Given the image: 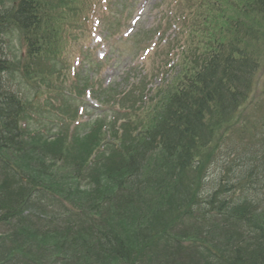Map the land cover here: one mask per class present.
I'll use <instances>...</instances> for the list:
<instances>
[{
  "label": "trees",
  "instance_id": "obj_1",
  "mask_svg": "<svg viewBox=\"0 0 264 264\" xmlns=\"http://www.w3.org/2000/svg\"><path fill=\"white\" fill-rule=\"evenodd\" d=\"M63 2L65 0H13L10 8L4 9L0 5V151H26L23 132L19 128V118L25 107L21 97L9 90L11 86L8 82V73L12 70L16 72L18 65L13 64L4 37L14 29L21 31L27 53L19 63L21 73L34 75L35 85L40 88V81L47 80L48 76L39 75L33 69L38 62L43 66L53 64L46 49L55 39L53 25L58 18L55 13L63 8L60 5ZM239 10L241 16L247 14L255 22L258 16L264 15V0H253L252 4L247 3ZM235 22L233 26L238 34L232 39L213 35L204 60L197 64L180 65L169 85L172 88L158 101L160 106H155L154 112V107L150 110L152 115L146 122L147 126L142 127L139 133H133L135 129L122 132L116 151H110V168L122 176L120 181L116 177L113 184L122 185L126 176L135 187L140 207H133L126 218L134 219L138 225L133 230L122 226V233L113 226L99 228L95 224V229L90 227L92 238L80 243L76 249L79 253L81 249L84 251L79 264H142L146 261L145 252L157 240L166 250L171 243L166 237L168 229L172 228L182 212H188L191 217L193 213H201L203 221L209 219L206 214H211L222 219L227 229L226 233L223 230L218 235L220 231L215 223L208 228L203 226L204 237L198 239L202 244L196 249L199 264H264V121L263 130L256 136L247 129V123L254 126L255 122L248 118L245 125L239 126L234 119L257 88L258 59L246 45L256 40L260 32L256 28L245 27L241 20ZM150 103V100L139 98L132 106L143 105L142 108L146 109L155 102ZM241 117L239 114L238 119ZM226 123H230L226 131L233 128L235 132L219 139L220 145L225 143V149L220 152L226 153L234 166L227 169L229 175L225 180L216 182L218 192L211 188L209 194L203 197L199 195L200 180L195 182L196 176L192 178L189 175L194 168L192 163L213 143L215 128L224 127ZM84 131L76 126L75 141L85 135ZM86 134H92L91 130ZM151 155H158L155 159H160L153 163L156 169L150 170L152 175L166 172L171 179L166 192L162 186L159 192L156 187L158 182L154 180L153 189L147 188L143 181L140 187L139 176L147 167ZM98 162L94 166L100 168L101 161ZM38 168L43 170L42 162ZM21 169L17 167L18 171L7 173L10 186L4 191L11 195L0 199V226L4 224L12 229V236L6 234L0 237L7 248L4 252L0 249V264H61V259L65 260V264H74L69 262L70 253L68 256L60 254L62 248H69L64 240L49 242L50 221L41 224L37 222L38 217L32 221L29 216L23 215L31 198H35L33 190L47 189L36 176L27 175L26 183L22 179L23 172H19ZM74 177L76 180L77 177ZM163 182L167 183V180L161 181V184ZM230 190L241 191L246 194L248 202L252 200L261 208L240 206L241 202H237L235 196L227 197ZM145 192L151 196L141 200L140 194ZM154 204V207H149ZM126 218L124 222L127 224L130 221ZM212 229L218 231L220 240L215 238L217 235L208 236ZM29 231L35 232V235L31 236ZM216 241L220 243L216 244ZM44 257L49 258L43 260ZM162 264L168 263L163 259Z\"/></svg>",
  "mask_w": 264,
  "mask_h": 264
},
{
  "label": "rangeland",
  "instance_id": "obj_2",
  "mask_svg": "<svg viewBox=\"0 0 264 264\" xmlns=\"http://www.w3.org/2000/svg\"><path fill=\"white\" fill-rule=\"evenodd\" d=\"M214 1L219 3L218 6H215V13L210 12L205 29L203 27L197 29L200 24L192 13L194 8L191 0H108L106 8L96 0L91 5L92 9L86 19L84 28H77L68 36L69 42L66 45L63 57L59 58L61 63H58V68L56 67L57 69H55L56 75L54 74V79L41 80L47 86L40 81V88L36 86L34 88L31 86L27 88L24 83L29 82L28 78H21V75H17L14 70L8 73L12 84L17 90H20L25 107L27 108L30 104H33L37 113L42 115L46 108V106H42L44 100L45 103L49 101L48 98H45L44 92L52 90L60 93L64 89L68 93L67 84L61 81L62 76L66 73V79L71 78L74 75L73 71L75 69L72 58L83 60L84 53H86L88 55V59L86 60L91 62L86 71H84L86 73V81L89 83V88L86 89H89L90 93H93L94 90L100 88L98 93L104 100V103L94 100L83 88V83L81 84V93L84 96L82 94L77 99L78 103L73 101L70 95L64 93L63 98L67 101L69 110L64 109L62 111V113L64 112L63 114L60 112L58 120L62 122L67 121V118L63 120V117L67 115L73 116L74 107L78 105L77 109L79 111L77 115L81 117L79 121H85L87 117L92 116L91 114L96 112L101 114L93 116L95 121L92 125L87 126L86 123L84 127L85 135L79 139L76 138L77 142L73 141V138L67 140L66 137L49 141L43 139V142L28 141L33 148H29V150L27 149L22 153H14L12 150L5 151L4 153L0 152V199L2 196L7 197L8 195L9 197L11 195L10 193L6 194L4 191L10 186L6 175L10 173L11 166L22 168L19 172H23L22 179L26 180V183H28L26 179L27 175L36 176L47 189V191L41 188L33 190V192L37 193L35 201H39L42 204V208L38 205H35L33 208L27 207L24 210V214L29 216L32 221H34L35 217H39L35 213L38 211L42 214V218L39 217L41 220H46L49 216L53 217L54 215L57 217L54 221L55 230L63 226L67 227L68 231L73 229L72 235L67 237H63L59 233L49 234V242H56L62 239L64 240V244L69 246L68 249L62 248L60 250V254L65 256H68L70 253L69 262L74 264L80 263L84 251L81 249L82 252L79 253L76 249L80 243L92 238L93 233H91L89 228L93 225L89 226L90 222L96 223V226L99 228L113 226L120 233H122V226L133 230L138 225L137 221H133L134 219L126 218L130 215L128 212L132 211L133 207H138L136 205L137 200L132 192L135 187H133L132 181L125 176L124 182L118 188L120 191H117L118 189L113 184V180L117 177L120 181L122 176L115 174L110 168L112 167L110 166L112 160L111 155H109L110 151H116L118 141L120 142L121 134H123L124 130L135 129L133 133H139L142 127L148 125L146 122L152 115L150 110L153 107L150 106L145 109L142 108L143 105L138 106L139 103L132 106L134 101H137L140 96H143V98L145 95L149 96L154 91L160 92L155 98L158 100L164 92H168L172 88L171 86L166 88V82L170 85L173 74L176 75L178 73V59L180 57L176 54L172 58L166 56V50L163 45L165 44V39L167 40L168 34L172 40L174 28L176 30L194 28V30L197 29L198 32H202V34L198 35L199 37L203 35L199 39L200 44L205 41L207 44L209 40L206 39V36L211 37L212 34L215 36V34L226 30L230 25L229 23L239 16V6L246 4V0ZM197 2L199 3V0ZM1 5L4 8L8 7L7 4H3L2 0ZM79 8L76 0H71L69 4L64 5L62 9L60 7L55 13L58 18L57 22L53 25V30L58 32L59 38L62 31L61 27L72 21L73 23L78 21L75 11ZM127 11H130V13L126 14ZM140 11L141 13L139 14ZM137 15H139V19L135 23V27H133L131 20ZM95 18L100 19L96 27L97 30H95L96 34H100L101 39H103V42L100 44L95 43L93 39H90L91 35L89 36V31H92L91 27ZM255 21H258V19L256 18ZM261 24L264 26V19L261 21ZM131 27L134 28L131 34L122 35L125 32L128 33ZM135 31H138L139 38L137 40L133 38V35L136 33ZM156 31L163 34V37ZM152 42L156 44L154 45ZM9 43L8 51L11 53L10 56L12 58L14 56V59L17 60L20 56H16L15 54L23 50L22 44L16 36H11ZM94 45L99 46L95 47ZM248 47L260 57L259 82L257 88L250 95L249 101L241 107V110L234 117V119L236 118V125L238 124L239 126L244 125L249 119L253 122H261L264 119V37L258 38L254 43H250ZM43 68L47 70L46 66ZM138 74L141 76L139 77ZM61 86H63V89H61ZM141 92L143 93L142 95ZM56 104L57 100L52 105L56 106ZM95 105L97 107L94 108ZM152 106L159 107L160 104L153 103ZM51 110L52 108L50 107L44 113H49ZM239 114L242 115L240 120L238 119ZM114 115L115 119L112 117ZM103 119L106 120L104 124ZM28 122L30 129L38 128L39 130V128L50 127V124L44 126L45 119L39 117L36 113L33 114L31 119L28 118ZM230 123H226L224 127L215 128L213 143L199 155L200 163L203 166H206V162L212 161L214 154V157L222 155L220 149H222L224 144L222 143L220 146L219 139L222 136L226 137L235 132L233 128L226 131V127ZM54 129L55 127L50 130V133ZM47 130L43 133H47ZM90 130L92 134H86ZM77 146L78 150L75 155ZM87 149L90 152L86 157ZM98 157L103 158L98 172L93 176L92 174L88 175V177L79 175L78 180L81 182L78 183L74 177L77 171L76 168L78 166L91 165L90 161H94ZM157 157L158 155H151L148 164H146L147 167L141 171L139 176L140 187L143 186L141 184L143 181L147 185V188L153 189L155 186L154 181H156L158 182L156 187L161 192L162 187L166 188L167 186L165 182L161 184L164 172H159V175H152V172H150V170L156 169L153 163L160 160L155 159ZM104 161L105 164H103ZM40 162L44 164L43 170L38 168ZM7 165H9L8 172L5 170ZM156 166L158 168V165ZM209 172H212V168H209ZM235 195V200L241 202L240 206L248 207L249 209L261 208L254 204L252 200L248 202L246 194H242L241 191H236ZM104 196L105 198H103ZM154 206L155 204L149 207ZM143 214L146 215L147 212H143ZM65 218H68V222ZM125 218L130 222L126 224L124 222ZM219 220L222 221V219ZM220 221L213 222L219 225L218 228H221V235L223 230L226 233L227 229ZM122 223L124 225H121ZM76 225L80 226V230L77 233L74 230ZM95 227L92 229H95ZM187 229L190 232L193 231L191 227ZM168 230L171 231L170 229ZM29 233L31 236L35 235V232L29 231ZM6 234L9 237L10 235L12 236V229L3 224V226H0V237ZM185 234L183 232L182 236H186ZM236 235L238 236V234ZM160 247V245L152 244L147 249L149 251L148 254H152L148 256L146 253L148 259L145 264H162L163 259L166 261L168 255L165 254V250H159ZM0 249H3V252L7 251L1 239ZM45 258L49 257H44L43 260ZM61 264H65V260L61 259Z\"/></svg>",
  "mask_w": 264,
  "mask_h": 264
}]
</instances>
